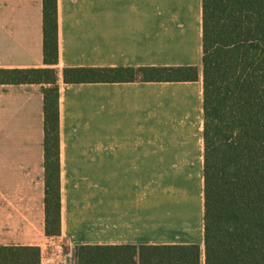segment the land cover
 <instances>
[{
  "label": "crops",
  "instance_id": "crops-1",
  "mask_svg": "<svg viewBox=\"0 0 264 264\" xmlns=\"http://www.w3.org/2000/svg\"><path fill=\"white\" fill-rule=\"evenodd\" d=\"M57 4L51 66L43 0H0V68L57 71L61 202V232L48 235L49 85L0 84V247H39L37 264H77L78 246L198 245L205 264L203 0ZM147 66H196L198 78L64 80L65 68ZM133 260L110 264H159Z\"/></svg>",
  "mask_w": 264,
  "mask_h": 264
},
{
  "label": "trees",
  "instance_id": "trees-1",
  "mask_svg": "<svg viewBox=\"0 0 264 264\" xmlns=\"http://www.w3.org/2000/svg\"><path fill=\"white\" fill-rule=\"evenodd\" d=\"M44 61L58 62V4L43 0ZM205 264H264V0H203ZM195 80L196 66L65 68V82ZM45 83L46 233L59 235V87L55 67L0 68V84ZM196 264L199 246H78L77 264ZM39 247H0L5 263Z\"/></svg>",
  "mask_w": 264,
  "mask_h": 264
},
{
  "label": "rangeland",
  "instance_id": "rangeland-1",
  "mask_svg": "<svg viewBox=\"0 0 264 264\" xmlns=\"http://www.w3.org/2000/svg\"><path fill=\"white\" fill-rule=\"evenodd\" d=\"M59 251L62 252L63 251V248L62 247H59Z\"/></svg>",
  "mask_w": 264,
  "mask_h": 264
}]
</instances>
